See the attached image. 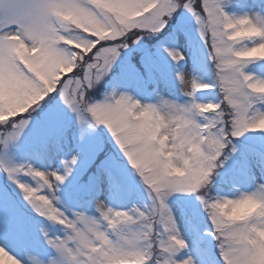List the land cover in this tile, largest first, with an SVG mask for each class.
<instances>
[{
    "label": "snow or ice",
    "instance_id": "snow-or-ice-1",
    "mask_svg": "<svg viewBox=\"0 0 264 264\" xmlns=\"http://www.w3.org/2000/svg\"><path fill=\"white\" fill-rule=\"evenodd\" d=\"M0 172V264H264V3L0 0Z\"/></svg>",
    "mask_w": 264,
    "mask_h": 264
},
{
    "label": "rangeland",
    "instance_id": "rangeland-1",
    "mask_svg": "<svg viewBox=\"0 0 264 264\" xmlns=\"http://www.w3.org/2000/svg\"><path fill=\"white\" fill-rule=\"evenodd\" d=\"M245 2L251 4V3H255V4H262L264 3V0H245ZM246 10V9H245ZM193 37L195 38V33H193ZM188 67L191 66V62L189 61V64L187 65ZM160 67H161V70L166 73L170 78H171V71H170V66L166 63H164L163 61L160 62ZM197 75H201V73H197ZM189 80L191 79L190 77L188 78ZM190 87V85H189ZM161 91V94L163 95H170V92L169 90L161 87L160 89ZM172 97L173 98H178L180 100H183V97L179 95V92L178 90H174L173 93H171ZM141 99H151V97H145L143 95H141L140 97ZM99 127H103V126H99ZM109 147H112V145H109ZM9 157L14 159V160H21V159H24V157L22 156H16L14 153L12 152H9L8 153ZM6 177L4 176L3 172H0V179H5ZM225 191H227V189H225ZM223 194V193H222ZM229 198H232L231 196ZM175 210V209H174Z\"/></svg>",
    "mask_w": 264,
    "mask_h": 264
}]
</instances>
